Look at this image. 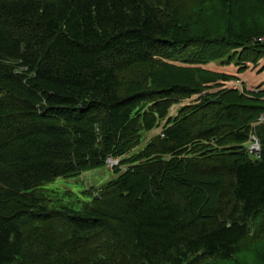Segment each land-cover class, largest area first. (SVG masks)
I'll list each match as a JSON object with an SVG mask.
<instances>
[{"label":"trees","instance_id":"trees-1","mask_svg":"<svg viewBox=\"0 0 264 264\" xmlns=\"http://www.w3.org/2000/svg\"><path fill=\"white\" fill-rule=\"evenodd\" d=\"M243 1L0 0V264H207L251 250L264 224V125L255 158L226 145L248 140L264 99L129 81L202 45L192 7ZM227 36L228 49L261 47L264 29ZM195 95L202 105L169 116ZM238 111L250 116L235 122ZM109 158L127 170L98 196L53 186Z\"/></svg>","mask_w":264,"mask_h":264},{"label":"rangeland","instance_id":"rangeland-1","mask_svg":"<svg viewBox=\"0 0 264 264\" xmlns=\"http://www.w3.org/2000/svg\"><path fill=\"white\" fill-rule=\"evenodd\" d=\"M241 3L232 9H224L214 4L192 7L194 18L197 20L195 34L204 38L202 45L187 48L186 51L177 54L175 59L166 60L160 68L142 67L140 72L137 71L131 76L129 80L131 87L133 89L145 87L148 82L152 83V88L191 83L204 89L202 96H218L219 93L224 94L231 91L239 96H258L264 99V40L260 42L261 47L253 45L255 43L253 42L251 43L253 48L246 45L228 49L230 40L227 34L241 32L242 26H245L246 30L257 27L264 29V14L261 15L264 12L263 5L258 0H244ZM207 35H209L208 38L205 37ZM203 47H206L210 56H215V59L209 60L210 57L206 55L205 50H202ZM259 48L263 51H255ZM226 49L228 52H225ZM219 53H223V56H217ZM202 102V97L196 95L182 100L170 108L169 116L175 118L185 107L200 106ZM235 114L237 116L235 122L245 121L250 116L249 114L242 115L243 112L240 111ZM165 123L166 120H163L157 127L142 132L144 138L132 154L142 150L152 137L162 133ZM259 125H264V114L251 123L252 130H250L247 141L230 143L226 145V148L244 151L255 158V147L260 144L256 134L259 129L255 131V127ZM119 164V159L107 160L102 166L84 170L79 175L58 178L53 186L62 190H72L83 197L84 191L93 189L99 191L106 183L113 182L127 170V166ZM251 240L254 242L251 250L235 256L232 261L212 260L207 264H264V224L259 240L255 238ZM100 242H106L105 237L102 236L99 240L95 238L93 244L96 246ZM126 257L129 261L128 253Z\"/></svg>","mask_w":264,"mask_h":264},{"label":"built area","instance_id":"built-area-1","mask_svg":"<svg viewBox=\"0 0 264 264\" xmlns=\"http://www.w3.org/2000/svg\"><path fill=\"white\" fill-rule=\"evenodd\" d=\"M260 40L263 42L264 37H261ZM259 151H260V144H258V146L255 147V152L254 153L259 155Z\"/></svg>","mask_w":264,"mask_h":264}]
</instances>
